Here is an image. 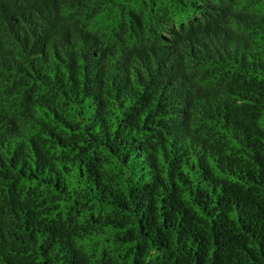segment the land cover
Segmentation results:
<instances>
[{
    "label": "clouds",
    "instance_id": "obj_1",
    "mask_svg": "<svg viewBox=\"0 0 264 264\" xmlns=\"http://www.w3.org/2000/svg\"><path fill=\"white\" fill-rule=\"evenodd\" d=\"M257 32L264 0H0V264H264ZM57 109L76 131L50 152L41 136L62 125L42 113ZM222 129L252 142L260 174H205L193 227L169 177L224 155ZM13 150L26 155L10 167Z\"/></svg>",
    "mask_w": 264,
    "mask_h": 264
},
{
    "label": "trees",
    "instance_id": "obj_2",
    "mask_svg": "<svg viewBox=\"0 0 264 264\" xmlns=\"http://www.w3.org/2000/svg\"><path fill=\"white\" fill-rule=\"evenodd\" d=\"M15 19V18H13ZM252 39L254 41L259 42L260 40L264 39V36H261L259 32H257ZM233 63L235 61L233 60ZM69 70L67 68H63L62 72H68ZM30 77V74L26 73ZM69 79H71V75H69ZM29 82L30 79H29ZM36 87H39V84L37 83ZM61 96L63 97L64 101H67V97L64 96L62 93ZM120 105H118L119 107ZM71 105L65 103L64 104V111L67 112L68 115H70V109ZM43 120L41 121V126L48 128L47 121L49 118L52 120V127H55L56 124L62 125L61 128H59L56 131L49 130L47 133V137L41 136V139L47 141V140H53V144H49L48 148L49 151L53 150H59L60 148H63L65 146L64 136L63 133H74L76 129H74L73 125L69 122L67 119V116H62L61 110H53L48 113H42ZM143 119L147 122L148 117L145 116ZM78 127V126H77ZM117 128H119V125H116ZM144 130L147 132L149 131V127L147 125H143ZM222 131L225 133L224 135V141L227 147L224 149V155L217 156L215 160H212L208 157H205L202 161H198L197 164L194 166L199 171V176L195 175H188L184 173L183 171L176 172V178L172 179L169 177V187L173 189L172 192H170V196L172 197V200L175 201L178 204H185L186 201L179 199L177 200V196H188L191 200L192 204L194 205L191 209H185V212H191V216L189 217V223L194 219L196 221V224H193V227H198L200 220L203 218L201 215L196 214V209L199 208L200 212L203 213V208L201 207L200 203L198 202L200 198L203 196L204 198H208L210 196L209 193L203 192L202 189L199 187L200 183L204 180L205 174L208 176H211L214 180L220 181L221 186L223 184L227 185H233L237 184L241 187H246L245 181L249 180L252 183L256 182V177L260 174V169L257 168L256 172L252 175L250 173H253L252 168L247 167L249 160L253 163H256V147L252 145V142L250 140H246L243 144V146H240V141H236L234 136H229L227 134V129H222ZM69 139H71V136H69ZM133 141H135V137L132 138ZM259 142H256V146H258ZM30 147H32V157H33V164L32 168L35 169L36 162L35 158L37 155V149L32 146L31 142L29 144ZM109 152H111V149H108ZM249 153H251V156H249ZM21 155H26V153H23L21 151L13 150L12 155L8 157V164L10 167H14V162L20 160ZM127 158H125L126 162ZM27 161H22V167L23 165H26ZM170 170L174 171L175 168L173 166H170ZM79 172V169L77 170ZM189 173H192V168L190 167L188 169ZM25 173L21 172V176H24ZM27 175L31 176V173H27ZM161 178H163V175H161ZM32 179L35 180L36 177L32 176ZM191 186V187H189ZM53 187H57V185H53ZM193 192L196 193V196L193 197ZM164 201L161 200V206H163ZM59 207V205H54L53 211H56V209ZM126 211V209H125ZM91 215V213H90ZM206 215V214H204ZM184 216H180V220H184ZM162 224L165 223V218L163 212H161V221ZM231 223H234L236 225H239V216H237L235 221H231ZM241 228H243L242 225H239ZM137 230L140 228V222L137 221ZM251 234V233H250ZM255 238V237H253ZM227 242L226 240L224 241ZM209 243L212 245V248H210L207 252V255L210 257L214 255V249L216 246V237L215 235L213 238L209 241ZM135 246V245H134ZM259 246V244L257 245Z\"/></svg>",
    "mask_w": 264,
    "mask_h": 264
}]
</instances>
